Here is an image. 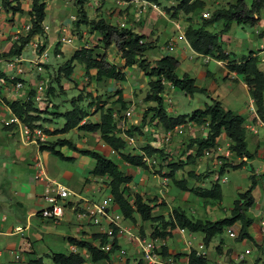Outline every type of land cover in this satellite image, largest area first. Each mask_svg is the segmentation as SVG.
Wrapping results in <instances>:
<instances>
[{"label": "crops", "instance_id": "1", "mask_svg": "<svg viewBox=\"0 0 264 264\" xmlns=\"http://www.w3.org/2000/svg\"><path fill=\"white\" fill-rule=\"evenodd\" d=\"M138 1L140 2L139 6L129 4L130 8L128 9L127 15L131 20V25L128 26L133 27L139 34H143L145 36V41L151 43L152 47L144 52L146 60L153 61L155 59H159L162 56L168 55H162L159 53L160 49H156L155 42H157L160 36L164 38L162 39V47L164 49L167 48L166 44L170 42L172 45V54L170 56H173L178 60V66L175 69V74L177 76L187 74L194 79L196 86L202 87L207 91V94L199 93L205 96V100L207 102H204L203 99L198 97L196 99L197 105H199L197 108H202L203 105L210 104L211 100L214 99L217 100L224 109H229L233 113L240 115L244 119L243 124L246 129L245 140L247 149L250 153L254 154L253 158L246 160L245 165H243L241 168H225L224 171L218 175L217 170L219 169V166L225 162L224 159L232 163H237L239 161V158L233 156V154L229 151L226 155L225 151L228 150L227 146L230 142L223 134H221L217 139L216 146L212 148V153L210 156H201L196 159L195 163L187 165V170H191L195 175H199V179L196 180L188 176L190 180L186 181V185L208 187L211 177V181L217 179L219 184L225 183V173L236 171H240V176L245 181V184H247L245 179H247L249 174H253L256 180V185L259 183V191H257L256 194L255 192H252L254 202L250 210L258 216L257 226L259 227V222L264 214V114L263 119L261 120L256 113L254 102L249 93V88L240 74H237L234 71H229L225 67L224 62L221 60L199 54L192 50L183 35L184 29L187 25H191L193 27L199 25V15L208 16V12H211L213 9L224 7L228 3L232 4L236 0H202L204 1V8L200 14H182L184 15L183 19H178V16L180 15L179 13L170 18V16L165 12H162L159 18L157 17V19L156 17L149 15L151 11L145 6L143 13L137 18V16H135L136 10L141 4V0ZM244 1L247 5H249L251 2V0ZM47 3L48 0L46 1L45 5V14L47 10ZM29 8V0H24L21 2V12L11 14L0 9V54L6 52L9 49L11 43L14 40L13 36L15 32L18 30L21 31L23 25L27 23ZM116 11H118V9H116ZM151 13H153V11ZM72 14L74 13H71V15L64 20H61V18L57 17L56 25L52 26V29H50L53 32V39H50L48 44H51L52 41H57L58 35L68 31V28H70V21L72 20ZM252 17L256 19V22L251 26H239L235 22H231L229 24L228 30L219 35V43L224 52L230 53V58L235 60H239L242 56L248 55L249 53L255 55L259 61L258 67L264 73V6H262L257 14H253ZM145 22H147V25ZM43 23H45L44 20L42 21V24ZM49 23L50 22L48 20V23L45 24ZM221 28L222 23L218 21L208 26L206 30L212 33H217L221 30ZM48 31H45L43 36L36 35L32 37L28 43L31 45V42L36 40L40 43V46L44 44L43 41H45L47 45ZM20 35L23 36L25 33L21 31ZM40 37L45 39L40 41ZM66 45L67 44L60 43L58 47L60 53L63 54V51L70 50L69 47L64 49V46ZM43 47L47 49L46 46ZM75 49L76 48H74L71 53ZM59 55L60 54H56V56ZM19 56L21 57V54ZM185 59L188 61H186L184 65H181L182 61ZM120 60L122 59L120 58ZM46 64H48V62ZM181 66L182 68H180ZM119 67H121V71L124 73V81L127 82L126 86L123 84L124 81L110 80L101 83H109L111 88L107 89V91L113 93L115 90H120L121 88V97L125 102L124 109H120L123 120L126 119V124L129 125L138 124L144 109L147 106L152 105L151 102L143 100L144 94L147 90L146 82L148 77L136 66V64L125 66L123 68L122 63L119 65ZM129 67L133 68L131 71H129L131 73L130 75L128 72H126L129 70ZM93 72V70H90L89 74L92 75ZM25 75H27V71L20 75L22 81L31 80L32 77L28 76L29 78L27 79L25 78ZM33 81L34 80H32L31 83H33ZM81 81L82 80H80V82ZM124 87H127L125 89L126 91L124 90ZM175 90L178 89L165 83L164 89L161 93L164 108L168 116H174L170 108L168 106L166 107L165 105L171 103V96ZM0 96H6L8 100H15L21 99L22 94H12L11 86L7 83H4L0 86ZM116 98L117 95L114 94L111 99L116 100ZM114 106H118L119 108L117 103H114L113 107ZM9 113H11V111L4 103L2 106L0 105V264H45L41 255L49 258L47 254L48 251L51 253L56 252H52L50 249L52 245L40 244L43 237H47L45 235L46 233L42 230L44 227H50L51 225L58 226L60 224L65 225L63 233L56 234L54 232L52 234H56L57 238H61L63 247L66 250V252L61 253H69L68 245L72 243L68 242V237L75 240L90 241L91 235L97 234L95 227L92 226L85 218H81V205L83 200L97 201L102 198L106 189L109 191L107 183L101 184V188L99 184H95V186L93 183H90V179H94V181L104 180V182H108V178L105 176H93L90 173V170L93 167L94 160L87 156L78 154L77 152L72 151L65 146L58 148V150L63 154V156L71 157L72 160L68 161L61 159L67 162L68 166L66 169L60 170L62 167L59 168V165L55 163V159L58 157L45 150H40L38 148V144L33 141H23L20 135L19 126L2 124V119H4ZM205 130L206 128L204 126L195 125L194 123L189 122L175 126L173 129L165 131L162 129L161 125H159L155 120H152L142 126V134L132 136V138L135 139L134 142L136 143L137 141L141 142V139L146 137V143H143L141 145L142 147L148 144L153 148L162 149L163 152H166V146L168 147L167 150L172 151L174 148H176L174 145L178 142L181 143V140L184 137L188 136L189 140L193 138H199L204 136ZM169 133H171V137L167 142L164 139L168 138L167 134ZM85 134H87L86 136H90L89 133ZM54 137L57 136L54 135ZM54 137L52 136L53 139ZM126 137L127 136H125V138ZM123 140L125 143V139ZM73 142L75 143L76 147L84 148L83 144L78 140ZM192 148L193 146L190 149H188L186 146L184 155L186 156L187 153L191 152ZM110 151L113 150L110 149ZM181 151L182 150H179L178 153H182ZM120 152L124 153L123 150ZM141 153V148H139L131 154L139 155ZM175 153L176 152L174 151V154ZM104 155L106 156V154ZM185 156H183V159ZM211 156H213L212 160L210 159ZM36 158L41 161L42 172L47 177L62 183L71 191L72 194L64 200V206L65 208L69 209L70 212L75 213L74 223H65L62 221L64 210L62 216L56 221L43 219L38 216V212L42 207H44V204L40 199L44 182L34 179V173L36 171L34 167V161ZM116 163L118 164V162ZM201 166L207 168V171H201ZM119 167L124 173L130 174L132 176V180L127 184L129 185L132 182L134 183L132 185V191L134 193L140 194L143 199H145V197L149 198L150 195L148 193L150 192L145 189L146 187H144V190L141 187L145 182L144 178H141V176H144L143 171H139L137 166H131L133 169L132 171H130L128 168H125L124 170V168H122L120 165ZM207 172H210V174H207ZM190 181H193L194 185H192ZM205 182H209L207 186H205ZM237 189L238 186L235 183H230L224 192L221 188L223 199L218 203L220 204V207L224 208V211L226 210V213L221 212L224 214L223 216L228 215L231 208V201H229V199L231 200L237 192H241ZM91 192L95 194L97 192L99 194L97 199H93L92 196H89ZM202 202L204 205V201ZM206 202L207 201H205V203ZM154 204L156 205L157 202L151 200L150 205ZM155 205L153 206V213L159 214L157 213ZM211 207L215 209L217 208V204H213ZM195 218L210 219L205 217ZM214 219H216V217L210 220ZM138 222L140 221L138 220ZM125 224L127 223L125 222ZM140 225L143 227V231L147 235L146 237H148L151 228L146 226L145 221L140 222ZM16 227H19L20 231L15 230ZM238 228L239 225L235 223L233 226L226 228L228 229L227 234L231 229L237 232ZM248 232L253 239V241H249L252 247H254L256 251L262 250V236L253 233L252 222L248 227ZM183 236L179 235L175 229L173 231V235L170 238H167V252L169 255L175 256L174 261L177 264H186L188 251L190 249H195L197 252H199L196 248V245L202 243V235L200 234L198 243L194 246L192 245V247L188 250L183 245ZM191 237L194 239L195 233H193ZM97 239L99 238L92 240V244H96ZM113 241H117L116 243L118 244V248L126 249L127 264H141L138 254L134 249L133 252H131V246L129 244H127L122 239H114ZM208 245H203L206 251L205 256L207 259V264L208 261H210L212 264H235V261L244 258L243 254L234 252L232 249H230V247H225L222 239H220L218 243L214 244L213 251L215 255L211 256L207 252ZM217 245H220V251L215 250V246ZM81 250L82 248H78V253H80L82 256L84 253L86 254V252L83 253ZM249 250L250 248L247 251L248 253L251 252V250ZM10 251L17 252L19 254V258L14 259L10 254ZM115 252L116 251L109 254V260H111L109 263L105 261L91 262L85 258L82 264H112L115 257ZM257 259L260 260L259 257H256L252 264H260L261 261L256 263Z\"/></svg>", "mask_w": 264, "mask_h": 264}, {"label": "trees", "instance_id": "2", "mask_svg": "<svg viewBox=\"0 0 264 264\" xmlns=\"http://www.w3.org/2000/svg\"><path fill=\"white\" fill-rule=\"evenodd\" d=\"M22 1L24 0H0V9L11 14L21 12ZM46 1L29 0L30 8L28 10L27 21L29 29L25 35H20L17 39H14L9 49L0 54V56H19L24 46L33 36H43L45 34L42 21L45 16ZM74 5L76 7V18L73 21V26L78 28L80 25H83L91 34L96 33L98 41L94 44L99 46L100 51L87 46L76 48L57 67V76L71 79L74 64H78L82 66L83 72L87 77L95 83L110 80L124 81L125 76L121 71V67L110 62L106 56V50L110 46H113L119 58L123 60V67L136 64L148 77L146 82L147 90L143 100L151 102L152 105L144 109L138 124H130L127 128L121 129L120 131L117 127V121L114 119L112 109L110 107H104V103L102 105L95 104L98 112L97 120L84 121V117H87V111L78 105L81 96L77 95L70 100V109L63 112L50 111L56 118L63 120L61 128L56 132L65 133L74 129L83 131L84 133L97 132L102 143L111 150L119 152V156L123 162L131 166L146 168L147 166L143 159L144 156L152 158L154 155H157L158 159L166 162L165 153L162 149L153 148L148 144L141 148L142 153L139 155H134L129 152L122 153L120 151L123 150L125 143L123 138L118 134L119 132H122L127 137L140 135L142 134V126L152 120H155L161 125L165 131L189 122L202 126L207 123L204 136L189 140L187 148L190 149L193 146L191 152L187 153L184 159L179 158L177 161L167 164L169 170L165 176L170 178L173 185L179 190L191 192L194 196L203 199L204 203L205 201L207 203L221 201L223 195L217 179L210 181L208 187L187 186L185 180L176 177L175 173L183 169L185 165L195 163L196 159L202 156L205 149L214 148L221 134L229 140L230 143L227 149L233 156L239 158V161L232 163L224 159L225 162L219 166L217 174L220 175L225 168L237 169L245 165V161L252 159L254 154L250 153L246 146L244 119L231 110L224 109L214 99L211 100L210 104H205L202 108L194 109L188 114L168 116L161 97L164 89L162 81L176 87L183 94L189 96H192L194 93L207 94V91L202 87L196 86L194 79L187 74H182L181 76L175 74V69L178 66V60L175 57L166 55L153 61L146 60L144 52L150 49L152 45L150 42H146L145 36L136 32L133 27H119L117 24L107 22L102 17L96 19L89 18L83 8V0H75ZM262 6H264V0H251L249 5L244 0H236L232 4L228 3L224 7L213 9L211 12H208V16L199 15V25L195 27L187 25L183 33L185 40L192 50L199 54L223 61L229 71H234L243 77L244 82L249 88L256 113L261 120L264 114V73L258 67V58L251 53L242 56L239 60L230 58V53L224 52L220 46L219 35L228 30L231 22H235L239 26L253 25L256 19L252 15L257 14ZM203 8L204 1L202 0H177V3L171 9V13H167L172 18L177 13L185 15L190 13L200 14ZM218 21L222 23V28L219 32L212 33L206 30L208 26ZM43 46H39L38 50L40 51ZM43 66L46 68L47 64ZM90 70L94 71L92 75L89 74ZM0 76H3V74L0 73ZM57 76L55 80L59 84ZM59 85L61 87V83ZM51 91L52 87H47L46 95H50ZM31 94L32 91L29 89L27 98L4 100V104L12 114L18 117L22 123L27 124L28 127H40V117L38 115L40 110L30 99ZM114 94L117 95L115 103L119 105V109H124L125 102L121 97V91L117 89L114 91ZM90 105L94 104L88 102L87 106ZM47 133L54 134V132ZM63 146L94 160L90 173L93 176H105L108 178L107 185L109 193L112 195L118 211H120L126 222L135 226L141 236L145 234L140 223L138 225L139 227L136 226L138 220L140 222H148L151 228L149 237L170 238L175 229L184 228L191 233H200L202 235L203 245L207 246L214 236L221 234L224 229L237 223L239 228L235 239L238 241L243 239L253 241L248 232V227L252 222L248 212L254 202L252 191L256 184L253 174H249L247 177L249 181L247 188L244 191L237 192L231 199V208L226 216L214 220L191 218L186 215L182 208L174 207L170 209L167 217H164L160 213H153L154 205H150V200L143 199L138 193H132L131 195L125 193L126 185L132 180V176L124 173L115 161L106 157L102 152L78 148L68 138H56L54 141L40 145L39 149L45 150L59 159L72 160L71 157L63 156L58 150V148ZM187 175L196 180L199 179V175H195L190 170L187 171ZM127 196H131V200ZM96 238H99L101 243L105 241V237L99 234H92L90 241L75 240L70 237L67 240L78 248L84 249L87 252L85 257L87 260L91 262L105 261L109 263L111 261L109 260V254L118 248L117 241H113L108 250H103L99 246L92 244L91 241ZM215 250L220 251V245L215 246ZM161 254L164 257H175L174 255H169L166 248H162ZM48 256L54 264H82L85 260L78 252H56L50 253ZM186 264H207V259L206 256L201 255L195 249H190L187 253Z\"/></svg>", "mask_w": 264, "mask_h": 264}, {"label": "rangeland", "instance_id": "3", "mask_svg": "<svg viewBox=\"0 0 264 264\" xmlns=\"http://www.w3.org/2000/svg\"><path fill=\"white\" fill-rule=\"evenodd\" d=\"M144 1H149L152 3H155V5L157 6V8L159 9V11L157 10H153L152 8H150L149 6H147L146 4L144 5L145 7H147L148 10H150L151 12L153 11V13L150 12L149 15H151L152 17H158L160 16V14H162V12H165L167 15L168 13H171V9L172 7L175 5V3H177V0H144ZM75 0H48L47 3V10H46V14H45V19L44 22L48 23L49 20V24H45L43 23V25L47 26V30L48 31V42L47 45L45 43V41H43V45L47 47L46 50V54H47V67L44 68L42 71L37 72L32 65L29 63L31 61H33V50H32V46L28 43L27 45H25V47L22 49L21 51V58L23 61V65L26 68L27 71V75H25V78H29L32 77L31 80L28 81H24L23 80V84L26 86L27 89H30L33 92V88H38V87H42L43 89L41 90V99L43 100L45 107L43 109H41L38 112V115L40 117V121H39V129H40V135H41V139L37 138L35 140V143L38 144V148L40 145L42 144H46L47 142L53 141L56 138H68L72 141H79L83 144L84 148H90L93 150H97L99 152H103L104 154H106V157L112 159L115 162H118V164L124 168H128L130 171H132L133 169L131 168V165H128L127 163L123 162L121 160V158L119 157V152H113L110 151V149L104 144L102 143V141H100L99 135L97 132L94 133H89L90 136H86L87 134H85L83 131L80 130H70L68 132L65 133H58L56 131H58L62 124H63V120L56 118L53 114H51L52 112H63L65 110L70 109V100L72 98H75L77 95L81 96V100L78 102V105L81 106L82 108H84L87 111V117H84V121H95L97 120L98 117V112L96 109L95 104L97 105H102L104 103V107H110L112 109L113 112V116L114 119H116L117 121V127L118 129L121 131V129H125L127 128V126H129V124H126V119L123 120V116H121V110L118 108V106H114L115 100L111 99L113 96V92H109L107 91V89L111 88V86L109 85V83H95L93 80H90L87 75L82 72V68L80 65L78 64H74V68H73V73L71 76V79H66L62 76H57V67L60 66L71 54V51L74 48H78L81 46H87V47H92L97 51H100L99 46H96L94 43L96 41H98L97 34L96 33H90L88 31V29L83 26L80 25L78 28H75L73 25V21L76 18V13H75ZM174 3V4H172ZM119 7V8H118ZM124 7V8H123ZM140 7H142V5L140 4ZM75 8V9H74ZM83 8L86 11V15L89 18L92 19H96L98 17H102L104 20H106L107 22L111 23V24H117L120 21H123L125 24V26L131 25L130 23V18L128 17V9L130 8V5L127 4V2L124 3L121 2V0H83ZM116 9H118V11H116ZM168 12V13H167ZM72 14V17H74V20L70 21V28H68V31L72 34V42L71 44H67L66 46H64V49H66L67 47L70 48V50H66L63 51L64 53H60L59 52V45L60 42L58 41H52L51 44H48L50 39H53V32L52 30V26L56 25V20L57 17L61 18V20L66 19L67 17H69ZM180 15L178 16L179 18L184 17V15H182V13H179ZM157 18V19H158ZM160 20V19H159ZM158 20V21H159ZM5 22V21H3ZM53 22V23H52ZM147 25V22H145ZM171 26V24H170ZM172 27V26H171ZM25 33V32H24ZM59 36V35H58ZM57 36V37H58ZM45 38H41L40 37V41H42ZM162 39H164L163 37H159L156 43V49H160L159 53L164 55V54H168L171 55L172 54V48L171 49H164L162 47L163 45V41ZM95 41V42H92ZM98 43V42H97ZM95 45V47H93ZM167 45V44H166ZM0 47H1V42H0ZM162 47V48H161ZM39 48V47H38ZM57 51V52H56ZM107 59L109 61H111L112 63H115L116 65H121L123 63L122 60H120L119 56L116 54V50L113 46H110L107 50ZM56 54H60L59 56H56ZM145 57V54H144ZM146 58V57H145ZM186 61L188 60H183L181 65H184L186 63ZM122 62V63H121ZM137 66V65H136ZM125 67V66H124ZM123 67V68H124ZM182 68V66L180 67ZM133 68L129 67V70H127L126 72H128V74L130 75L131 73L129 71H131ZM179 71V69H178ZM29 76V77H28ZM58 77V82L59 84L61 83V87H59L60 85L57 84L55 77ZM33 81V83H31V81ZM80 80H82L80 82ZM124 86L127 85V82L124 81ZM52 87V91L50 95H46V88L47 87ZM115 87V86H114ZM127 87H124V90ZM121 91V88H120ZM126 91V90H125ZM203 99L204 102H207L205 99V96L199 93H194L192 96L189 95H185L182 92H180L179 90H175V92L172 94L171 96V103L170 104H166L165 106L169 107L170 110L172 111V114H188L190 113L192 110L196 109L197 106V98ZM21 98H27V97H21ZM4 100H8L6 98V96H0V105L2 106V104L4 103ZM10 100V99H9ZM99 101H104V102H99ZM91 102L94 105H90L87 106V103ZM50 111H52L50 113ZM121 116V117H120ZM49 119V120H47ZM122 122V123H119ZM126 126V127H125ZM78 131V132H77ZM47 132H54V134H48ZM121 137H123V139H125V146L123 149V152H130L133 153L135 150L142 148V144L146 143V137L142 138L141 142H134V138H129L126 137L122 134V132L118 133ZM57 136V137H54ZM52 136L54 137V139L52 138ZM171 136H169L167 139H164L165 141L168 142L169 138ZM52 138V140H51ZM171 141V140H170ZM189 141V137L186 136L181 140V143L178 142L177 144L174 145V147L176 146V148H174L172 151L167 150V146H166V152L164 151V155L166 156V162L162 161L160 159H158L157 155L154 156V162H151V160H149V162L147 163V167L143 168V167H138L139 171H143L144 176L141 178L145 180V182L142 184V189L144 190V187H146L145 189L148 190V193L150 195L149 198L145 197V200H152L157 202V204L155 205L156 209H157V213H160L161 215H163L164 217H167V215L170 212L171 208L174 207H180L184 210V212L186 213L187 216L191 217V218H195V217H205V218H210L213 219L214 217H216V219L222 217L225 211L224 208L220 207L218 202H214L212 204H210L209 202L204 203V200H202L201 198H198L196 196H194L191 192L189 191H181L179 190L176 186L173 185L172 181L170 180V178L166 177V173L169 170L168 167V163L171 162H175L179 159V157H181L183 159V156H185V148L187 146V142ZM109 149V150H108ZM177 149V151H176ZM102 150V151H101ZM179 150H182V153H178ZM174 151L176 152L174 154ZM112 152V153H111ZM212 157H210V159L212 160ZM153 158V157H152ZM209 159V157H208ZM39 159H35L34 163L37 162ZM40 161V160H39ZM41 162V161H40ZM55 163H57V165H59V168H61L60 170L66 169V167L68 166V163L56 158L55 159ZM42 166V164H40ZM187 165H185L183 167V169L176 171L175 176L181 179H184L185 182L187 180H190V178L187 175ZM36 169V167H35ZM201 171L206 172L207 168L205 167H200ZM205 169V170H204ZM191 171V170H190ZM193 172V171H192ZM201 173V172H200ZM207 174H210V172H207ZM225 183H220L221 188L224 191H226L228 185L230 183H235L238 186L239 191H244L246 189V187L249 185V181L248 179H245L247 181V184H245V181L243 180V178L240 176V171H236V172H226L225 173ZM212 177L210 178L211 181ZM142 181V180H140ZM209 181V182H210ZM143 182V181H142ZM208 182V183H209ZM90 183H93L94 185L99 184L100 187L102 188L101 184H105L107 182H104V180H96L94 181V179H90ZM190 183L192 185H194L193 181H190ZM207 182H205V186H207L208 184ZM134 183H130L129 185H126V194L131 195L132 193H134L132 190V185ZM138 184V183H136ZM95 185V186H96ZM256 185V184H255ZM136 187V185H135ZM160 188V190H159ZM162 188V189H161ZM255 189H253V193L255 192V194L257 193V191H259V183H257L256 187H254ZM136 190V189H135ZM98 193H90L89 196H92L93 199H97L98 197ZM154 195V196H153ZM127 198L129 200H131V196H127ZM229 201H231L229 199ZM213 204H217V208H212L211 206ZM203 205V206H202ZM219 206V207H218ZM64 210V216H63V222L65 223H74L75 220V213L70 212L69 209L63 207ZM222 212V213H221ZM226 213V212H225ZM249 216L253 219L252 221V228H253V233L254 234H260L259 232V227L257 226V221H258V216L255 215L251 210H249L248 212ZM140 222L137 221L136 226L139 227ZM146 226L148 227V222H146ZM64 224H60L58 226H50V227H44L42 230L46 233L45 235L47 237H43L42 242L40 244H50L52 245V247H50V249L52 250V252H66L65 248L63 247V243L61 241V238H57L56 234H60L64 232ZM146 227V228H147ZM49 228V229H47ZM258 228V231H257ZM47 229V231H46ZM144 230V229H143ZM227 230L228 229H224L223 232L219 235L214 236L209 245H208V250L207 252L212 256L215 255L214 253V244L218 243L220 239H222L223 244L225 247H230V249H232L234 252L236 253H241L243 254L244 258L241 260H237L235 261V264H252L254 259H256V257H259V259L256 260L257 262H260V264H264V239L262 238L263 242H262V250L260 251H256V249L254 247H252V245L249 243V240L247 239H243L241 241H238L235 239V237H229L227 234ZM56 233L54 235H52L53 233ZM144 236L146 237V233L144 232ZM52 239V240H51ZM200 239V233H195V238L191 240V244L194 246L198 243ZM54 240V241H53ZM94 245V243H93ZM135 246V245H133ZM197 246V245H196ZM250 248L251 252L248 253V249ZM133 249H135V247H131V252H133ZM249 250V251H250ZM84 252H86L85 250H81ZM51 252L48 251L47 254H50ZM82 253V254H83ZM87 253V252H86ZM42 260L45 264H54L50 257L47 258L45 256H42ZM129 259V258H128ZM259 260V261H258ZM127 264V261H126ZM208 264H212L210 261H208Z\"/></svg>", "mask_w": 264, "mask_h": 264}, {"label": "built area", "instance_id": "4", "mask_svg": "<svg viewBox=\"0 0 264 264\" xmlns=\"http://www.w3.org/2000/svg\"><path fill=\"white\" fill-rule=\"evenodd\" d=\"M124 3V0H121ZM127 4H132L135 6H139L138 0H125ZM149 6L153 10L159 11L155 3L141 0L142 7H139L136 10L137 18L143 13L144 5ZM71 19L73 17L71 16ZM125 23L120 21L117 23L119 27H124ZM29 29L28 23L24 24L21 31L26 32ZM43 30H47V26L43 25ZM20 30L16 31L13 38L17 39L20 36ZM72 34L69 31L62 33L57 37V41L62 44H71L72 42ZM32 50H33V61L29 62L32 67L40 72L44 69V64L47 63V54L46 48L43 47L40 51L37 48L40 46V43L36 40L31 42ZM171 43H167V48L171 49ZM26 71L25 66L23 65L22 58L20 56H10L3 57L0 56V73L3 76H0V86L1 84L7 83L11 86V92L14 95H21L22 97H27L29 89L25 87L23 84L20 75L24 74ZM165 84V81H162ZM42 87L33 88V92L30 96V99L35 103L36 107L41 110L45 107L43 100L41 99V90ZM127 114V113H126ZM2 124L4 125H17L20 129V135L23 141H33L37 138L41 139L40 129L39 127H28L27 124L22 123L18 117L14 114L9 113L4 119H2ZM207 127V123L203 125ZM180 132V131H179ZM171 133L167 134L169 137ZM132 138V137H129ZM229 150H226V155ZM212 153L211 149H205L202 153V156H210ZM144 162L147 165L149 160L154 162V158L144 157ZM42 164L39 160L34 163V167H36V171L34 173V179L43 181V187L40 195V199L44 204V207L40 209L38 212V216L43 219H50L52 221H56L62 216L64 200L70 196L71 191L62 183L50 179L47 177L41 169ZM107 190V189H106ZM105 190L104 195L97 201L93 200H83L81 205V218H85L92 226L95 227L96 233L105 237V242L101 243L99 239L96 240V246H99L103 250H108L111 246V243L114 239H122L131 247H135V251L138 254L139 260L141 264H177L174 261V258L170 256H162L161 250L162 248L167 249V238L160 237H143L141 236L136 228L131 224H128L122 217L120 211H118L112 195L109 191ZM125 222L127 224H125ZM15 230L20 231L19 227H16ZM177 233L179 235H184L183 237V245L188 250L192 247L191 240L192 234L184 228H177ZM259 232L264 239V214L259 222ZM230 237H235L237 232L231 229L228 232ZM135 245V246H133ZM197 250L201 255L205 256L206 251L202 243L197 244ZM69 252L76 253L78 252V247L74 244L68 245ZM10 254L14 259L19 258V254L15 251H10ZM84 258L86 254L84 253ZM126 249L118 248L115 252V257L112 264H126Z\"/></svg>", "mask_w": 264, "mask_h": 264}, {"label": "clouds", "instance_id": "5", "mask_svg": "<svg viewBox=\"0 0 264 264\" xmlns=\"http://www.w3.org/2000/svg\"><path fill=\"white\" fill-rule=\"evenodd\" d=\"M72 20H74V17H73V19ZM45 32V31H44ZM26 33V32H25ZM36 36V35H35ZM34 37V36H33ZM146 157V156H145ZM154 158V157H153Z\"/></svg>", "mask_w": 264, "mask_h": 264}]
</instances>
